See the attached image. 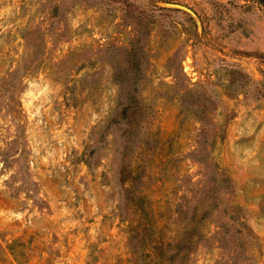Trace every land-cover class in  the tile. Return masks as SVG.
I'll return each mask as SVG.
<instances>
[{"label": "rangeland", "instance_id": "374dc122", "mask_svg": "<svg viewBox=\"0 0 264 264\" xmlns=\"http://www.w3.org/2000/svg\"><path fill=\"white\" fill-rule=\"evenodd\" d=\"M0 264H264L261 0H0Z\"/></svg>", "mask_w": 264, "mask_h": 264}, {"label": "trees", "instance_id": "16d2710c", "mask_svg": "<svg viewBox=\"0 0 264 264\" xmlns=\"http://www.w3.org/2000/svg\"><path fill=\"white\" fill-rule=\"evenodd\" d=\"M262 1V5H263V7H264V1L263 0H261ZM124 107H125V105L122 107V111L121 112H116L113 116H112V122L113 121H118L119 120V117H121V116H123V115H125V110H124ZM164 254V252H161L160 253V257H162V255ZM164 257L165 258H173V254H166V255H164Z\"/></svg>", "mask_w": 264, "mask_h": 264}]
</instances>
